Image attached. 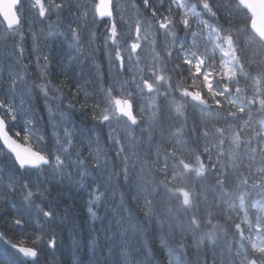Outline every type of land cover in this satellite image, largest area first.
Returning a JSON list of instances; mask_svg holds the SVG:
<instances>
[{
  "label": "trees",
  "instance_id": "trees-1",
  "mask_svg": "<svg viewBox=\"0 0 264 264\" xmlns=\"http://www.w3.org/2000/svg\"><path fill=\"white\" fill-rule=\"evenodd\" d=\"M211 3L219 6L216 8L218 23L230 31L232 40L225 39L223 35L218 40L215 34L211 38L204 35L198 38L195 46L189 47V38L183 30L178 32L174 46L161 44L158 37L156 47L165 62L168 88L158 92L151 120H140V125L132 129L133 160L127 147L123 148L120 158L113 157L117 172L120 166L116 163L124 161L133 167L132 170L140 172V177L138 173L137 177L141 180L134 181L131 177L126 181L121 179L116 187L115 201H110L108 207L123 200L125 211L122 215L131 216V222L139 229L137 239L142 237L151 245L156 260L163 259L160 245L163 239L167 247L178 255L179 264H246L249 257L264 263V247L251 248L237 231L240 225L247 235L255 236L264 243V45L251 32L250 17L236 0H231L232 8L228 7L230 0H211ZM208 19L211 23L217 22L211 17ZM42 26L46 35L48 24ZM4 28L0 20V37L4 35ZM102 31V27L96 28L98 38ZM35 32L38 34L37 29ZM25 44L31 49V37L27 34ZM165 47L168 48L166 53ZM61 51L53 45L54 73H58L56 65L59 64ZM199 57L204 62L202 68L195 62ZM96 58L106 77L103 51L97 53ZM30 71L35 73L34 63ZM83 79L90 92L97 87L90 65H85ZM178 90H195L211 105L208 109L202 108L188 99L183 105H177L174 98ZM74 92L71 83L63 89V107L67 108ZM72 103H77V100H72ZM34 108L35 115L42 118L38 126L50 135L48 113L42 97L34 101ZM235 115H241V121H237ZM71 119L79 127H91L92 121L79 107L73 111ZM10 128L13 132L21 131L18 124H10ZM219 129L227 135L223 143L217 139ZM173 133L174 137L171 136ZM244 136L248 138L246 154L242 160H236L235 152L243 149ZM108 146L104 131L101 147L108 150ZM41 147L46 152L54 150L51 141ZM0 151L5 152L2 145ZM110 156L114 153L110 152ZM5 158L7 165L14 168L11 156L6 153ZM183 161L193 167L180 176L177 191L179 209L202 207L217 218L224 219L223 223H212L201 236L183 232L185 226L170 209L177 202L164 194L167 185L178 176L176 171ZM196 168L198 174H194ZM0 174L13 178L3 165H0ZM14 178L18 185L21 180L31 183L39 179L41 185L47 188L42 206L46 210L52 209L54 216L66 217L63 223L53 219L44 224V231L56 236L57 246L53 250L46 244L40 245L37 260L27 264H46L47 261L50 264H108L103 237L112 216L109 209L101 206L99 215L102 219L93 224L89 221L85 190L66 182L53 181L45 185V177L39 176L36 170L20 173ZM248 178L251 181L247 182ZM230 202L232 205L229 207ZM16 214L22 217L24 224L12 225V217ZM255 214L257 220L254 219ZM33 230H37L35 214L23 207L18 195L9 193L4 206L0 205V232L18 240L19 234ZM93 235L101 237V248L95 254L88 246ZM5 249L11 252L4 240H0V253ZM149 264H156V261Z\"/></svg>",
  "mask_w": 264,
  "mask_h": 264
},
{
  "label": "snow or ice",
  "instance_id": "snow-or-ice-1",
  "mask_svg": "<svg viewBox=\"0 0 264 264\" xmlns=\"http://www.w3.org/2000/svg\"><path fill=\"white\" fill-rule=\"evenodd\" d=\"M141 4L150 13L151 19L130 16L132 23L128 24L119 5H114L112 0H99V3L83 0H0V15L6 24L4 35L0 37V145L15 162L14 168L9 167L6 153L0 151V165L13 174V178L0 174V205L4 206L9 193L18 195L23 207L35 214L37 229L19 234L18 240L0 232V240H4L11 249V252L5 249L0 253V264L35 262L42 244L54 250L57 238L44 231V224L53 219L63 223L66 219L54 216L52 209L46 210L42 206L47 188L41 185L39 179L31 183L23 180L19 185L16 183L14 177L31 170L45 177V185L53 181L66 182L85 190L91 223L102 219L99 215L101 206L111 211L103 237L108 264H149L150 261L179 264L178 255L167 247L163 239L160 241L163 259L160 260H156V253L150 244L142 237L137 239L139 229L131 222V216L122 215L125 211L123 200L108 207L110 201H115L119 181L128 178L126 167L119 172L115 170L113 157L120 158L123 151L117 124L123 120L135 125L139 119L134 112L124 111L122 87H114L112 82L108 86L101 83L104 73L96 57L103 51L113 80V66L117 69L116 73H124L125 59L131 61L133 54L141 48V40L155 46L157 38L163 37L166 44L174 46L178 32L183 30L191 47L204 35L211 38L215 34L217 40L221 35L232 40V35L218 23L216 8L219 6L211 0H141ZM233 6L230 0L228 7ZM129 7L139 12L137 5L130 4ZM208 17L217 22L211 23ZM53 20L55 23H52ZM37 22L48 24L42 45L38 43L34 29ZM118 23L121 29H127L126 32L118 30ZM97 27L103 28L99 38ZM26 34L31 37V49L25 44ZM54 44L62 49L59 64L56 65L58 73L53 72ZM33 63L35 73L30 71ZM85 65H90V73L97 86L91 92L83 79ZM69 83L75 92L65 108L62 106L65 99L63 89ZM113 93L117 95L114 97ZM39 97L43 98L48 113L50 135L38 126L42 118L35 115L34 101ZM72 100H77V103H72ZM127 103L131 105V100ZM77 107L90 118L91 127H79L71 119ZM10 124H18L21 131L13 132ZM104 131L111 142L108 150L101 147ZM13 136L20 138L24 144L18 143ZM49 141L53 142L54 150L46 152L41 146ZM110 152L114 156H110ZM12 208L15 209L16 205L13 204ZM11 223L20 226L24 221L16 214ZM88 246L95 254L101 248V237L91 236Z\"/></svg>",
  "mask_w": 264,
  "mask_h": 264
},
{
  "label": "rangeland",
  "instance_id": "rangeland-1",
  "mask_svg": "<svg viewBox=\"0 0 264 264\" xmlns=\"http://www.w3.org/2000/svg\"><path fill=\"white\" fill-rule=\"evenodd\" d=\"M83 2L97 3L98 0H83ZM130 4L137 5L139 12H137L135 9H130ZM115 5H119L122 15L128 24L132 23V20L129 18L130 16L142 20L144 18L148 20L151 19L150 13L143 9L141 0H115ZM117 27L118 30L121 31L126 32L127 30L126 28L121 29L119 23L117 24ZM34 28L38 31L37 39H39L38 41L42 45L46 36L43 26L41 23L37 22L35 23ZM143 30L144 29L142 25L141 35H143ZM159 39L161 44L165 43L163 37H159ZM121 43H123V41ZM130 43L131 41H129V44ZM156 44L153 46L150 42L147 43V41L141 40V48L133 54L131 61L129 62L127 59H125L126 70L124 73H116L117 69L115 65L113 66V80H111V76L108 71V64L106 61V77H104L106 81H104L103 78L101 82L104 86H108L112 82L114 87H122L124 92L122 99L125 101L122 105L124 111H126L127 108L131 110H134L135 108L138 111V114L136 113L137 117L142 118L144 121L151 120V110L157 106L156 96L158 92L161 93V90H167L168 88V79L165 74V62L164 59L160 58L158 54L160 49L156 47ZM161 44L159 43L160 48H162ZM167 50L168 48L165 47L164 53H166ZM159 77H162V79H158ZM145 82H147V84ZM176 93V96H184L186 91L178 90ZM116 95L117 93H113L114 97ZM127 100H131V105L127 103ZM117 128L119 131L121 144L128 146L130 149V145L132 144V125L122 120L117 124ZM108 142L111 143L110 141ZM129 149L128 155L132 156L133 154L129 152ZM131 160H133V156L131 157ZM180 173L185 174L182 170Z\"/></svg>",
  "mask_w": 264,
  "mask_h": 264
},
{
  "label": "bare ground",
  "instance_id": "bare-ground-1",
  "mask_svg": "<svg viewBox=\"0 0 264 264\" xmlns=\"http://www.w3.org/2000/svg\"><path fill=\"white\" fill-rule=\"evenodd\" d=\"M86 75L84 76V79H86ZM189 99L188 96L184 95V96H175L174 98V102L177 105H183L186 100ZM204 100L207 103V106L205 107L206 109H208L211 105L210 101L204 97ZM191 102V101H190ZM193 103V102H192ZM237 121H241V115L234 116ZM171 136H175V133H173ZM217 139L223 143L224 141L227 140V135L225 132H223L222 130L219 129V133H218V137ZM243 141V149L240 150L239 153L235 152V156L234 158L236 160H242L245 157L246 154V142L248 141V138L246 136H244L242 138ZM116 163V162H115ZM116 165L120 166V169L122 167H126L127 168V177H131L132 179H135L134 181H139V179L141 180V178L137 177V173L139 174L140 177V172L133 169V167L124 161H121L119 163H116ZM177 173L179 174V176H175L173 178V180L167 185L164 194L169 197L172 198L174 201L177 202L172 204L170 206V209L173 210L176 215H177V220L180 222L181 225H184L185 228L183 230V232L187 235H198L201 236L205 233V231L209 228V226L212 223H223L224 219L223 218H217L215 214L207 211V209H204L202 207H197V208H184V209H179V201L177 199V191L179 190V186H180V176L183 175V173H180V170L177 171ZM33 181V180H32ZM251 181L249 178L247 179V182ZM34 182V181H33ZM179 203V204H178ZM232 204L231 202L228 204V206L230 207ZM190 206V205H189ZM229 213H231L230 209L228 211ZM174 215V214H173ZM254 219L257 220L256 214L254 215ZM50 261H47L46 264H50Z\"/></svg>",
  "mask_w": 264,
  "mask_h": 264
},
{
  "label": "water",
  "instance_id": "water-1",
  "mask_svg": "<svg viewBox=\"0 0 264 264\" xmlns=\"http://www.w3.org/2000/svg\"><path fill=\"white\" fill-rule=\"evenodd\" d=\"M238 2L243 7H245L249 11V13L251 14L252 20H251L250 26H251V29L253 30V32L261 40L264 41V0H238ZM0 16L3 20L2 15H0ZM188 96L193 102H195L201 106H204V107L207 106L206 101L199 94H197L193 91H190L188 93ZM128 112H131V111H128ZM13 139H15V138H13ZM17 142L20 143L19 141H17ZM253 261L255 262V264H258L254 259H251L249 261V264H252Z\"/></svg>",
  "mask_w": 264,
  "mask_h": 264
}]
</instances>
